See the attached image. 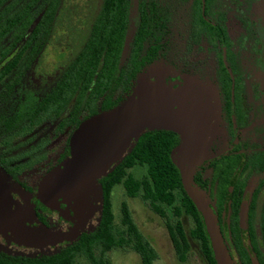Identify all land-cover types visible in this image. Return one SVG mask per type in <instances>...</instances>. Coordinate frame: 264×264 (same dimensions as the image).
<instances>
[{
	"label": "trees",
	"instance_id": "16d2710c",
	"mask_svg": "<svg viewBox=\"0 0 264 264\" xmlns=\"http://www.w3.org/2000/svg\"><path fill=\"white\" fill-rule=\"evenodd\" d=\"M133 1H97L96 13L88 22L80 49L66 64L62 77L48 94L42 98L31 97L17 107L15 102L9 103L11 94L7 98V88L0 91V146L10 144L11 138L22 139L36 123L44 124L53 117L58 118L68 109L69 120L75 130L86 118L124 102L133 91L139 71L148 63L169 56L173 49L171 13L176 8L164 5L163 0H137L136 29L125 54ZM62 2L0 0V82L18 69L23 60L25 68L30 69L39 55L53 44L51 36L54 35L55 20ZM197 29L199 40L211 43L217 39L223 43L229 40L227 32L219 33L202 18L200 10ZM5 41L9 43L5 45ZM216 74L226 102L232 91L240 102L244 74L240 66L233 65V71L229 72L218 57ZM16 82L13 80L8 88H13ZM178 144L179 136L173 131L149 130L144 133L123 160L100 180L104 208L101 222L95 230L82 233L70 245L52 254L15 255L0 250V264H78L81 260L90 264H110L106 253L114 247L132 249L140 255L142 264H153L157 251L135 223L125 202L121 209V223L115 221L110 195L119 184L124 186L127 195L147 200L162 216H167L166 208H171L175 218L166 224L180 260L185 259L190 249L180 217H192L195 221L192 238L200 242L207 263L217 264L196 205L185 192L180 171L171 157ZM8 160L0 153V161L4 165ZM234 162L235 158L222 154L207 167L211 175L204 179V168L194 174L195 182L215 198L220 213ZM136 166L145 169L141 177L129 171ZM238 211L239 203L232 216V235L241 263L251 264L240 237Z\"/></svg>",
	"mask_w": 264,
	"mask_h": 264
},
{
	"label": "water",
	"instance_id": "95a60500",
	"mask_svg": "<svg viewBox=\"0 0 264 264\" xmlns=\"http://www.w3.org/2000/svg\"><path fill=\"white\" fill-rule=\"evenodd\" d=\"M137 81L131 96L122 104L80 123L70 138L66 157L46 173L35 189L36 206L48 213L51 222H59V227L39 221L32 198L0 166V246H14L19 251L59 250L92 224L98 226L104 208L98 181L123 160L143 132L167 129L180 135L171 157L185 192L196 205L217 264H237L222 234L215 200L195 182L191 172L199 164L219 116L217 98L192 78L158 68ZM237 174L229 183L226 205ZM248 204L246 196L240 206L239 226L253 263L259 264L249 240ZM64 221H69L66 230L62 229Z\"/></svg>",
	"mask_w": 264,
	"mask_h": 264
},
{
	"label": "rangeland",
	"instance_id": "374dc122",
	"mask_svg": "<svg viewBox=\"0 0 264 264\" xmlns=\"http://www.w3.org/2000/svg\"><path fill=\"white\" fill-rule=\"evenodd\" d=\"M91 1L63 0L58 9L59 18L53 31L54 35L51 36L54 45L49 50H52V53L49 56L47 52L50 51L47 50L41 56L40 61H36L37 63L26 74L27 77H23L16 83L11 91L12 98L10 100L13 102L17 101V107L18 104L24 105L31 97H37L34 94L41 88L49 91L58 79V77H51L50 73L56 72L64 64L62 60L66 58V53L69 57L70 53L74 52L84 40L86 29L89 27L88 22L92 18L89 15L95 6ZM194 1L197 2L199 0H163L164 5L176 8L171 13L172 24L175 28L172 35V51L178 58H182L188 53L189 56H193L191 57L192 60H197L201 57L208 60L202 68L201 66L199 67L196 76L191 75L188 77L199 84L209 85L217 91L215 84L209 77H212V73L215 72L219 57V62L222 66H227L229 72L233 71V65H237L247 74H256L258 76L256 77L257 81L262 82L264 80V66L256 69V63L259 62L260 58L263 59V55L260 54V43L262 42L261 47H263L264 0H206L207 13L214 16L212 22L221 23L222 26L225 23L229 28L227 32L229 40L224 43L217 40L215 43L212 42V46L218 44L212 52L210 47L205 46V44L207 45L205 41L199 49V29H197V24L199 21L200 2L196 6ZM132 8V20L125 43V54L129 50V44L136 29L137 0L133 1ZM249 9L252 10V13H249ZM8 43V41L4 42L5 45ZM195 44L197 45L196 49H194ZM63 48H65L66 53ZM169 59L157 60L142 75L158 68L159 70L173 72L181 77L187 76L186 72L179 68L181 65L175 67ZM24 64L22 62L10 77L0 83V91L16 78L13 76L19 75L20 71L22 72L25 68ZM8 95L9 93H7V98ZM63 113L67 114V111ZM62 120H64V123H62ZM49 121V123L46 122L45 124L36 123L37 125L25 136V140L22 138L20 142L7 146L6 155L10 160L7 161V165H1L22 186L27 196L32 198L35 209H39V206H36L34 202L35 189L46 173L66 157L70 138L74 132L73 122H70L69 117H53ZM224 127L219 115L212 127L207 144L201 151L202 154H200L201 156L198 159L199 164L191 169L192 174H195L200 166L205 164L207 159L213 155V145L217 142V139L222 140L226 137ZM61 158L62 160L60 161ZM129 171L137 177H141L145 173V169L141 166L131 168ZM110 200L117 224L121 223L122 204L125 202L128 205L135 223L157 251L158 256L153 264H208L201 251L200 242L192 238V230L195 226V221L192 217L187 215L180 217L190 242V249L185 259L180 260L166 224V222H171L175 218L170 207L166 208L167 216H162L151 207L147 200L127 195L122 184L115 186L110 195ZM214 204L216 205V203ZM52 224L55 225L54 223ZM95 224L89 226L86 232L95 228L98 223ZM222 229L225 234L224 224H222ZM0 250L15 255L32 256L54 253L58 249L19 251L20 249L17 247L3 245L0 246ZM106 255L110 260V264H142L140 255L132 249L114 247ZM78 264L90 263L81 260Z\"/></svg>",
	"mask_w": 264,
	"mask_h": 264
},
{
	"label": "flooded vegetation",
	"instance_id": "af4514ba",
	"mask_svg": "<svg viewBox=\"0 0 264 264\" xmlns=\"http://www.w3.org/2000/svg\"><path fill=\"white\" fill-rule=\"evenodd\" d=\"M97 1L98 0H92L91 1L93 3V5H95V6H94V9L90 12L89 17L94 16V14L96 13L95 7L97 6ZM194 2H193V4H194ZM199 2H200V14H201L202 18H204L207 23L211 24V26L216 28L219 33L222 34L224 31L228 32L229 28L227 27V25L225 23L223 26L221 25V23H218V22L214 23V22H212V18L214 16L208 15V13L206 14V12H208L206 0H199V1L195 2V5L198 6ZM249 13H252L251 9H249ZM58 18L59 17L57 14V19L55 20V27H56V22L58 21ZM87 29H86V31H87ZM172 29H173V31L175 30L174 27H172ZM204 41L207 43V45L205 44V46H208L211 48V52L213 51L214 48H216L218 46V44H215L214 46H212V43L208 40H204ZM204 41H203V39L199 40V49L203 46ZM217 41H219V40L217 39ZM261 43H260V48H261L260 54L263 55V59L260 58L259 62L256 63V69L264 66V46L261 47ZM50 45L51 46H49V48H46L39 55V57L36 61H40L41 56L43 54H45L47 52V50L53 48L54 42H53V44H50ZM80 45L78 48H76V50L74 52L72 51L70 53L69 57H68L67 53L65 52V48H63V51L66 53V58L64 60H62L64 62V64L61 67H59L56 70V72L50 73L51 77H58V79L55 81V83L53 84V86L50 88L49 91H46V89L41 88V90H39L38 92H36V93L34 92L35 96H37L38 98H42L43 96H45L46 94H48L51 91V89L58 82L60 77H62V72L64 71L66 64L74 58V56L76 55V53L80 49ZM196 47H197V45L195 44L194 49H196ZM49 51L50 52H47V53L50 56V54L52 53V50H49ZM191 57H193V56L192 55L189 56L188 53H186L182 58H178L177 55L173 51H171V53L169 54V56L167 58H170L169 60H170V62H172L171 64L173 66L177 67V66L181 65V67H179V68L183 69V72H186V74H187V76H185V77H188L191 75L196 76V72H197V70L199 71V67L201 66V68H202L208 62V60L202 59L203 57L197 59L199 61L194 60V59L192 60ZM167 58H161V59H167ZM216 58H217V55H216ZM155 61L152 64H154ZM35 63H37V62H35ZM56 63H59V62H56ZM60 64H61V62H60ZM152 64L148 63L142 69L141 72L139 71V73L136 75V77H137L136 79L138 80L139 77H142V74ZM32 66H31V68H32ZM30 69L24 68L22 70V73H20L21 72L20 71L18 73L19 75L13 76V77H16L14 79V80H17L16 83H18L23 77H27L26 74L30 71ZM241 70L244 72V74H243V77L241 78L243 80L242 81L243 87H242L241 101L240 102L235 99L234 91H232V96H230V99L226 102V100L224 99L223 93L220 90L221 85L216 81V79H217L216 70L214 73H212V77H209V78L215 84L217 91L212 89V87L209 85L201 84V86L206 90V93H208V94L210 93L211 95H213L214 98H217V100L219 102V115L221 116V121H222L223 125L225 126L224 130L226 132V137L222 140L217 139V142L214 143V145H213V155L210 158H208L206 163L201 165L198 170H201L202 168L206 169L204 171V177H203L205 179L206 177L211 175V171L209 169H207V167L210 165V162L214 158L219 157L222 154H224L225 156L235 158V162L233 163V170L230 172L231 174L229 176L227 189H228V186H229V183H230L232 177L235 176L237 174V172H238V174H237V179L235 181L234 190H233L229 205H226V195H225V201H224V205L222 207L223 209H222L221 213L219 212L218 205L216 204L221 231H222V234L224 236L225 241L228 244V247H229V250H230L232 257L235 259L237 264H242L241 260L239 258V255L237 253V247H236V244L234 242L233 235H232L231 221L233 219L232 216L234 215V208H236L237 203H239V211H238L237 216H238V227L240 230V226H239L240 206H241L243 199L246 196H248L249 204H248V218L247 219H248L249 240H250L252 252H253L254 256L257 258L258 263L264 264V80L262 82L257 81L256 77H258V76L256 74H254V75L252 73L247 74V73H245V71L242 68H241ZM12 74L13 73L4 77V79L1 82H3L7 77H10ZM137 80L133 86V89L138 85ZM11 82L12 81H10L7 84V87H6L7 89L6 88L3 89V90L6 89V94L7 93L11 94V91H12L11 89H14V87L8 88V85H10ZM176 83H178V81ZM44 86H46V85H44ZM131 94H132V92H131ZM131 94L128 95L127 98H129L131 96ZM9 96L10 95H8V97ZM11 97H12V95L10 96V99H11ZM37 97H35V98H37ZM10 99H9V103L11 102ZM5 103H6V101H5ZM16 104H17V101L15 102V105ZM8 110H11V109H8ZM8 110H6V111H8ZM66 111H67V114L63 113L61 115L62 117H69L70 109L65 110V113H66ZM60 117H58V118H60ZM49 122L50 121H47V123H49ZM62 122H64V120H62ZM159 130L172 131V130H167V129H157V130H150V131H159ZM146 132L147 131L143 132L140 136H142ZM177 135L179 136V143H180V140H181L180 135L178 133H177ZM23 139L25 140V137H23ZM21 140L22 139H19L17 141L16 138L9 139L10 144H7V145L3 144L0 146L1 147L0 153H2L5 157L9 158L6 155L7 154V148H8L7 146H9V145L12 146L15 143L20 142ZM1 165H4V164L0 161V166ZM54 167L55 166H53V168ZM53 168H51V169H53ZM100 180H99V182H100ZM226 194H227V191H226ZM211 199L214 200L215 198L211 197ZM34 209H35V207H34ZM35 211H36V215H37L39 221L42 222L43 224H46L47 226L52 227V228H56V227L60 226L59 222L54 223L55 225H53L52 224L53 222H51L48 213L42 212L40 208L35 209ZM67 222H65V224H63V226H62L63 230H66L69 227V221H67ZM222 224H224V226H225V234H224V231L222 229ZM240 237L242 239L241 230H240ZM242 242H243V245L246 248L247 253L250 257L251 264H254L252 257H251V252L245 246L243 239H242Z\"/></svg>",
	"mask_w": 264,
	"mask_h": 264
}]
</instances>
